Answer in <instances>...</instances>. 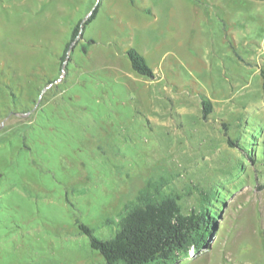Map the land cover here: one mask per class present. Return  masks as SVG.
Segmentation results:
<instances>
[{
	"label": "rangeland",
	"instance_id": "374dc122",
	"mask_svg": "<svg viewBox=\"0 0 264 264\" xmlns=\"http://www.w3.org/2000/svg\"><path fill=\"white\" fill-rule=\"evenodd\" d=\"M143 195L215 215L171 264H264V0H0V264H107Z\"/></svg>",
	"mask_w": 264,
	"mask_h": 264
},
{
	"label": "trees",
	"instance_id": "16d2710c",
	"mask_svg": "<svg viewBox=\"0 0 264 264\" xmlns=\"http://www.w3.org/2000/svg\"><path fill=\"white\" fill-rule=\"evenodd\" d=\"M79 31L80 24L74 29L72 39ZM69 48L70 44L65 48L62 61ZM128 53L136 72L154 77V70L142 54L134 48ZM203 112L205 117L212 112V102L207 97L203 99ZM214 217L207 208L184 213L179 199L174 196L158 199L143 195L121 218L113 237L100 238L86 224H81L80 228L90 236L92 248L104 256L107 264H171L175 256L208 247Z\"/></svg>",
	"mask_w": 264,
	"mask_h": 264
}]
</instances>
